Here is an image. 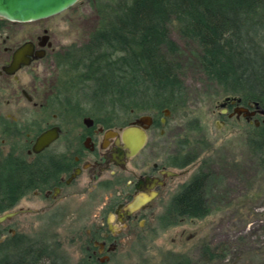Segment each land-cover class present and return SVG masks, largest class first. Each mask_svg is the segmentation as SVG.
I'll return each mask as SVG.
<instances>
[{"label":"rangeland","instance_id":"1","mask_svg":"<svg viewBox=\"0 0 264 264\" xmlns=\"http://www.w3.org/2000/svg\"><path fill=\"white\" fill-rule=\"evenodd\" d=\"M110 1L113 0H80L59 14L33 21L32 25L36 34L48 29L54 43L71 50V58L82 60L90 34L99 24L97 5ZM169 29L179 46L172 58L182 64L179 73L186 85V95L179 105L172 107L173 116L161 143L157 142L162 129L158 126L144 154L151 155L156 146L154 160L163 161L179 149V153H193L194 162L179 169L180 174L170 179L163 194L145 210L148 219L143 220V227L117 236V248L109 258L103 257L101 264H169L180 257L189 258L193 264H264V165L247 139L251 125H260L264 114L257 112L248 120L244 114L230 117L223 113L225 98L234 95L209 84L199 46L183 36L176 20L170 22ZM79 74L74 70L62 71L59 81L63 88L69 87L70 92L86 88L85 82L69 86L68 78ZM51 82L57 83V78L53 76ZM80 106L98 118L114 117L118 112L125 117L123 111L111 106L103 110L106 115L95 111L89 103L80 101ZM235 108L237 105H232L230 111ZM160 117L158 111V122ZM126 121L116 125L124 126ZM200 173H207L209 214L182 217L176 224L166 222L164 216L174 195ZM109 197L110 193L100 187L77 193L57 211L29 213L23 222L11 226L15 235L11 231L0 233V257L3 253L12 254L4 246H12L15 238L26 246L47 248L51 259L59 264H89L88 232L100 225L107 228L105 204ZM24 205L31 206L26 202ZM206 246L215 252V260L204 257Z\"/></svg>","mask_w":264,"mask_h":264},{"label":"flooded vegetation","instance_id":"2","mask_svg":"<svg viewBox=\"0 0 264 264\" xmlns=\"http://www.w3.org/2000/svg\"><path fill=\"white\" fill-rule=\"evenodd\" d=\"M32 24L33 21L0 16V175L10 163L17 171L27 167L34 174L31 185L0 210V216L13 213L0 221V233L11 231L15 235L11 226L23 222L29 213L57 211L77 193L102 187L110 193L105 204L107 228L100 225L89 230L91 245L87 247L88 263L101 264L103 257L109 258L117 248L119 234L145 225L142 223L148 219L145 210L183 168L179 149L163 161L154 160L156 146L151 155L144 154L158 126L162 127L157 135V142L161 143L173 110L171 106L160 110L132 109L124 126L112 125L86 111L59 81L62 71L75 70L71 66L81 60L71 58V50L68 52V48L54 43L48 29L36 34ZM25 46L28 60L16 61L18 51ZM53 76L57 83L51 82ZM232 105L248 104L230 100L224 106L223 113L241 117L243 114H234L236 108L230 111ZM144 116H150L151 122L144 120L141 124ZM133 125H146L148 134L146 145L135 155H131L132 149L122 136L123 130ZM52 130L56 137L39 148V138ZM193 162L189 159L186 166ZM137 196L146 202L129 213L126 206ZM24 202L31 206L26 207Z\"/></svg>","mask_w":264,"mask_h":264},{"label":"trees","instance_id":"3","mask_svg":"<svg viewBox=\"0 0 264 264\" xmlns=\"http://www.w3.org/2000/svg\"><path fill=\"white\" fill-rule=\"evenodd\" d=\"M97 8L98 27L90 34L83 59L71 66L80 74L68 84L74 87L75 82H85L86 88L71 90L70 97L89 103L100 114L111 106L125 115L118 112L100 119L124 124L132 109L181 103L186 85L179 73L181 62L172 58L179 49L169 29L173 19L183 36L199 46L211 86L240 97L247 106L258 102L264 109V0H113ZM247 139L264 165V121L251 125ZM191 155L190 151L179 153L182 167ZM33 176L27 167L17 171L13 164L6 165L0 175V210L31 185ZM206 177L207 173L198 174L174 195L164 216L166 222L176 224L182 217L209 214ZM4 247L12 254L3 253L0 264H59L47 248L26 246L15 238L12 246ZM203 255L210 261L216 258L209 246ZM169 264L193 263L180 257Z\"/></svg>","mask_w":264,"mask_h":264},{"label":"water","instance_id":"4","mask_svg":"<svg viewBox=\"0 0 264 264\" xmlns=\"http://www.w3.org/2000/svg\"><path fill=\"white\" fill-rule=\"evenodd\" d=\"M80 0H0V16L16 20V21H35L44 19L56 14H59L66 9L70 8ZM20 49L16 55V61L26 62L28 60L27 53L28 48ZM233 100L241 102L242 99L237 96H228L225 98V101L222 103V106H225L228 101ZM256 107L255 109H250L248 106H238L234 112L238 116L244 114L247 117L255 115L257 112L264 113L262 106L256 102L251 105V107ZM150 116H144L140 120L141 124H144L143 121L151 122ZM147 126L144 127L139 125H133L127 127L123 130V139L131 147V155L138 153L147 143L148 134L146 132ZM56 137V132L54 130L44 133L38 141L39 148L45 146L50 140H53ZM172 174H179L178 172H172ZM145 199L141 196H137L134 201L130 202L126 206V210L129 213H132L145 204ZM13 213H7L4 216H0V221L3 219L12 216Z\"/></svg>","mask_w":264,"mask_h":264},{"label":"bare ground","instance_id":"5","mask_svg":"<svg viewBox=\"0 0 264 264\" xmlns=\"http://www.w3.org/2000/svg\"><path fill=\"white\" fill-rule=\"evenodd\" d=\"M243 106H245V105H243ZM250 109H255L256 107H251V106H248ZM264 114V113H263ZM259 123V122H258Z\"/></svg>","mask_w":264,"mask_h":264}]
</instances>
